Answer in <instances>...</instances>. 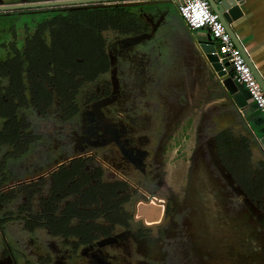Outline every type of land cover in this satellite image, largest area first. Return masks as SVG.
<instances>
[{"label":"flooded vegetation","instance_id":"af4514ba","mask_svg":"<svg viewBox=\"0 0 264 264\" xmlns=\"http://www.w3.org/2000/svg\"><path fill=\"white\" fill-rule=\"evenodd\" d=\"M26 1L31 0L2 4ZM46 9L0 11V264H109L105 255L123 249L130 256L141 242L145 251L158 241L162 252L179 216L157 170L170 124L185 104L182 93L192 81L174 67L184 50L171 40L170 12L162 6L136 8L140 22L133 27L115 19L88 21L85 36L97 52L89 58L78 53L71 65L65 23L63 47L52 52L58 50L51 37L53 18L84 9ZM102 24L104 30L94 34ZM79 40L72 41L84 42ZM78 130L98 141H78L77 150L69 149ZM228 136L221 131L209 139L214 174L242 206L244 198L236 193L243 191L258 215L264 212V194L254 199L251 164L236 153L226 156ZM102 146L124 177L106 178L96 161ZM141 207L151 221L138 220ZM20 230L43 233L66 250L42 256L32 250V237L25 242L19 237Z\"/></svg>","mask_w":264,"mask_h":264},{"label":"rangeland","instance_id":"374dc122","mask_svg":"<svg viewBox=\"0 0 264 264\" xmlns=\"http://www.w3.org/2000/svg\"><path fill=\"white\" fill-rule=\"evenodd\" d=\"M9 1L11 0H0V4ZM80 17L83 20L80 27L70 29L74 26L69 23L68 27L64 25V30L69 38L77 34L85 42V38L88 40L89 36H85L87 31L83 27L88 22L85 21V14ZM168 23L167 28L173 37L171 40L175 38V44L179 46L181 42L176 38H185V33L178 26L181 21L177 22L172 17L171 21L168 19ZM62 35L65 38V34ZM151 51L147 49L146 53ZM179 59L180 64L174 66L175 70L178 68V74L190 77L191 61L187 52H183ZM191 80L187 91L182 93L185 104L180 107L181 112L170 124L166 134L165 155L160 156L161 167L157 170L161 187L174 202L179 224H172L175 228L166 239V248L162 252L157 248L158 241L154 246L149 244L145 251L141 242L139 248L130 256L123 253V249L118 254L112 251L105 255L109 264H264V212L257 208L258 215H253L251 208L234 202L233 191L216 178L210 157L209 139L219 135L221 131L229 132L234 126L235 118L231 113L228 115L222 112L219 104H212L203 87L202 90H196L194 80ZM77 135L76 141L69 142V149L72 146L77 150L80 144L78 141H98L79 130ZM97 150L92 151L98 152L99 160L96 161L102 167L106 178L115 174L121 178L124 173H116L112 161L106 159L107 148L105 150L102 146ZM31 160L38 161L39 158L34 157ZM250 171L248 169L247 172ZM204 175L210 179L202 178ZM254 199L258 200L256 197ZM19 234L24 242L32 237V250L42 256L51 254L53 257L56 251L66 250L59 240L52 243L43 233L29 234L20 230ZM144 253H149L150 258Z\"/></svg>","mask_w":264,"mask_h":264},{"label":"crops","instance_id":"0c3cea01","mask_svg":"<svg viewBox=\"0 0 264 264\" xmlns=\"http://www.w3.org/2000/svg\"><path fill=\"white\" fill-rule=\"evenodd\" d=\"M162 7L167 8V10L171 9L168 11L170 14L167 17L170 21L172 17L177 22L178 20L181 21V24L179 23L178 26L185 33V38L181 40L178 37L176 39L181 42L180 47H182L184 52H187L189 61H191V63L189 62L191 66V78L194 80L196 90H199V88L202 90L203 87L204 93L210 96L212 104H219L220 110H223L222 112L228 115L231 113L234 116V125H238L236 122L239 119L243 126L242 130L251 142L252 153L250 164L253 172L259 174L260 170L264 169V155L257 146L259 140L264 138L263 116L250 101L242 87L231 85L230 88L226 89L223 84L225 79H220L219 83L216 74L209 69L196 50V44H194L192 36L197 40H206V30L188 29L177 15L174 5V9L167 5H163ZM240 11V16L231 22L230 29L243 48L250 67H252L254 73L264 84V0H244L243 4L240 5ZM173 41L175 43V38ZM186 47H188V50ZM231 82H233V79Z\"/></svg>","mask_w":264,"mask_h":264},{"label":"water","instance_id":"95a60500","mask_svg":"<svg viewBox=\"0 0 264 264\" xmlns=\"http://www.w3.org/2000/svg\"><path fill=\"white\" fill-rule=\"evenodd\" d=\"M244 0H208L210 8L213 13H215L220 20V22L225 27L226 32L230 35L233 40L236 48L239 50L246 63L250 67V63L247 60V57L244 53L243 48L238 43L237 39L233 35L230 24L233 20H236L240 14V5L243 4ZM167 5L173 8V3L171 0H31L26 2L14 3V4H0L1 10H12V9H36V8H47L46 12H67L76 9L84 10H95V9H108V8H129L136 11L137 9L143 10L144 7L151 8L153 10H161L160 7ZM170 11V9H168ZM177 13V12H176ZM178 15V13H177ZM179 16V15H178ZM202 30H206L203 28ZM206 40H197L192 36L195 48L198 53L201 55L209 69L216 74L219 79H225L223 82L226 89L230 88L231 85L236 84L231 82L233 79V72L230 70V65L226 61H220V58L215 52V47L213 41L210 37V34L207 32ZM147 37V36H146ZM254 77L260 84L264 92V84L254 73L252 67H250ZM221 86V85H220ZM257 146L260 152L264 155V138H261L257 143ZM238 196L244 198L242 199L243 203L249 207L253 208V204L247 199L246 195L240 189L236 193ZM163 201L165 199L163 198ZM149 204V202H144ZM151 209L152 206H147ZM145 207L139 208L137 214L139 216L138 220L145 222V220L151 221L152 215L146 211ZM255 211V210H254ZM256 212V211H255Z\"/></svg>","mask_w":264,"mask_h":264},{"label":"trees","instance_id":"16d2710c","mask_svg":"<svg viewBox=\"0 0 264 264\" xmlns=\"http://www.w3.org/2000/svg\"><path fill=\"white\" fill-rule=\"evenodd\" d=\"M135 10L133 9H129V8H108V9H95V10H88V11H72L69 12L67 15V18H61V17H56L53 18V29H52V43H53V49H58L57 51H53L52 52L54 54H56L57 52H60L61 47H63V35H62V31L61 27L63 26L62 23L66 26L70 24H72V26H74L73 28L70 29H75L80 27L81 22H83L82 18L80 17L82 14L86 15L85 21H93V19L96 20H100L102 23L103 21H107L108 19L112 20L115 19L117 20L119 23H122L124 21H127L128 24L132 25V27L137 23V19L135 18L134 15ZM44 17V15H42ZM76 17H78V19H75ZM80 17V18H79ZM40 18V16H39ZM137 20V21H136ZM140 22V21H138ZM60 25H62L60 27ZM138 25V23H137ZM114 30L116 31H122L123 29L121 28V26H116L113 27ZM104 30V26L102 24V26L100 27V29H94V34L99 33V31H103ZM73 39H76L78 41H80V37L77 34H74L72 37H70L69 42H68V46H67V53L70 56V64L73 65V56H77L78 53H82V55L85 56V58H89V56H91L90 54H94V51L97 52V48L96 46L91 42L92 40L88 41L87 38L85 39V42L83 43H78L75 41H72ZM81 42V41H80ZM82 50V51H81ZM81 51V52H79ZM72 68V67H71ZM238 125H234L230 128V131L228 132L227 130V134L228 136V141H227V152H226V156L229 157L234 153H236L238 155L239 158H241V160L244 162L245 165H248L250 163V158H251V146H250V141L249 138L247 137L246 133H244V131L242 130L243 126L241 124V122L239 121V119L236 122ZM235 123V124H236ZM239 127V128H237ZM234 140L238 141V144H236L234 142ZM235 147L237 149H235ZM252 173V172H251ZM248 177L244 178L243 183L245 184V180H249V176H250V172L247 173ZM253 175V180L256 183V197L257 199L260 200V198L258 197V195H262L264 194V169L260 170L259 174L256 173H252Z\"/></svg>","mask_w":264,"mask_h":264},{"label":"built area","instance_id":"2783aa9c","mask_svg":"<svg viewBox=\"0 0 264 264\" xmlns=\"http://www.w3.org/2000/svg\"><path fill=\"white\" fill-rule=\"evenodd\" d=\"M171 1L188 29L205 28L209 32L220 61H226L230 65L234 83L245 90L264 118V92L225 27L212 12L208 0Z\"/></svg>","mask_w":264,"mask_h":264}]
</instances>
